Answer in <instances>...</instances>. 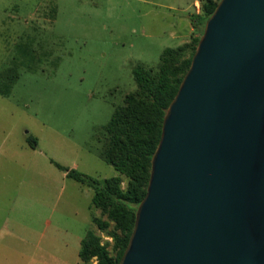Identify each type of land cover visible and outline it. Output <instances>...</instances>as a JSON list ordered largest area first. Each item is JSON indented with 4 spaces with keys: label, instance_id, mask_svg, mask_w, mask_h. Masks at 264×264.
<instances>
[{
    "label": "rangeland",
    "instance_id": "rangeland-1",
    "mask_svg": "<svg viewBox=\"0 0 264 264\" xmlns=\"http://www.w3.org/2000/svg\"><path fill=\"white\" fill-rule=\"evenodd\" d=\"M188 2L0 0V84L12 86L0 94V215L27 195L47 197V217L54 221L62 212L64 219L62 245L38 231L39 244L30 251L3 234L13 229L8 223L0 264H81L76 238L86 229L112 253V222L100 231L92 217L106 216L94 206L88 210L92 189L53 161L99 181L119 175L100 156L106 123L136 90V64L155 67L164 48L188 45L196 36L200 0ZM28 53L33 59L23 58ZM28 137L36 139L34 147Z\"/></svg>",
    "mask_w": 264,
    "mask_h": 264
},
{
    "label": "water",
    "instance_id": "water-1",
    "mask_svg": "<svg viewBox=\"0 0 264 264\" xmlns=\"http://www.w3.org/2000/svg\"><path fill=\"white\" fill-rule=\"evenodd\" d=\"M118 264H264V0L206 19Z\"/></svg>",
    "mask_w": 264,
    "mask_h": 264
},
{
    "label": "trees",
    "instance_id": "trees-1",
    "mask_svg": "<svg viewBox=\"0 0 264 264\" xmlns=\"http://www.w3.org/2000/svg\"><path fill=\"white\" fill-rule=\"evenodd\" d=\"M218 1L200 0V12L192 23L196 36L188 45L164 48L155 67L136 64L132 68L136 90L125 94L122 105L114 108L105 126L107 137L100 149V156L119 175L99 181L53 161L66 177L92 189L91 206L98 208L107 218L92 217L97 228L104 231L112 222L108 231L112 253L107 242L101 243L99 236L88 229L78 250L81 264H91L92 258L96 264H118L133 227L136 207L146 190L163 116L190 65L204 23ZM8 90V85L0 86L2 93H8ZM26 140L31 147L35 146V138ZM122 176L126 179L124 187L121 186Z\"/></svg>",
    "mask_w": 264,
    "mask_h": 264
},
{
    "label": "crops",
    "instance_id": "crops-1",
    "mask_svg": "<svg viewBox=\"0 0 264 264\" xmlns=\"http://www.w3.org/2000/svg\"><path fill=\"white\" fill-rule=\"evenodd\" d=\"M196 2V0H189ZM188 2V4H189ZM187 4V5H188ZM172 9V7L170 8ZM184 10V9H183ZM181 10V11H183ZM24 55L23 58L27 59L29 56ZM33 59V55L31 53V57ZM29 58V59H30ZM20 61V60H19ZM32 61V60H31ZM21 62V61H20ZM26 63V62H24ZM140 64V63H139ZM146 67V66H145ZM15 69V68H14ZM5 73V72H4ZM12 73L13 77L15 76V70H10L9 74ZM0 75L4 77L3 71L0 72ZM0 86H5L4 84ZM12 86H9L8 93H2L0 91V94L2 95H8L10 93V89ZM64 172V171H63ZM35 186V185H32ZM41 199V198H38ZM38 199L35 197L22 195L20 197V203H17V205H11L10 206V212L7 213L4 216V219L2 217V214L0 215V239L1 238V232H3V229H5V226L9 223L11 224L12 230H6L3 232L4 235H8L12 237L13 241L15 240L17 244L20 246L19 249L22 248L23 250H31L33 248L37 247V244H39L38 239L35 241V238L37 235L42 232L49 231V237L52 241L55 243L63 242L64 238V219L62 217V212L60 213L61 216H57L54 221L50 220L47 216L48 214L45 213L46 206H50L51 201L47 200V197L44 200H40L38 202ZM90 206H88V210L90 211ZM90 214V213H89ZM3 219V220H2ZM6 219L8 222H6ZM91 220V218H90ZM10 226V225H9ZM88 229H86L87 231ZM39 231V232H38ZM86 231L83 235H79L76 238V244H78V250L80 247V241L84 237ZM62 245V244H61ZM1 250V248H0ZM78 255V252H77ZM80 260V259H79ZM28 261H26L23 264H28Z\"/></svg>",
    "mask_w": 264,
    "mask_h": 264
}]
</instances>
